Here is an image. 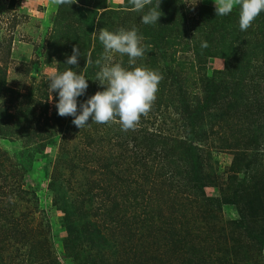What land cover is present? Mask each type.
<instances>
[{
    "label": "rangeland",
    "instance_id": "1",
    "mask_svg": "<svg viewBox=\"0 0 264 264\" xmlns=\"http://www.w3.org/2000/svg\"><path fill=\"white\" fill-rule=\"evenodd\" d=\"M160 10L145 25L129 0H0V264H264V12L240 31L213 0ZM103 28L137 29L144 57L113 62L162 76L128 131L77 128L48 89L73 70L78 106L104 90Z\"/></svg>",
    "mask_w": 264,
    "mask_h": 264
},
{
    "label": "clouds",
    "instance_id": "2",
    "mask_svg": "<svg viewBox=\"0 0 264 264\" xmlns=\"http://www.w3.org/2000/svg\"><path fill=\"white\" fill-rule=\"evenodd\" d=\"M59 5H72L76 0H54ZM216 17L230 15L234 9L239 13V29L247 31L254 20L264 12V0H213ZM161 0H129V5L137 12H143L141 22L145 25L159 24L162 16ZM147 9V11H145ZM99 41L104 53L96 61L101 65L96 78L103 91L79 102L78 98L85 96L89 87L85 75L66 70L53 74L48 81L50 92L57 93V114L61 117H73L72 123L79 129L89 125V119L97 124H105L119 120L123 131L134 129L141 117L147 115L156 99L159 82L162 76L147 67H132L131 70L114 63L112 53L129 57V65L134 66L137 58L144 57L147 45L144 38L135 28H120L115 31L102 29L99 31ZM202 47H207L203 42ZM81 56L79 48L73 47L72 55L66 60L67 65L78 66Z\"/></svg>",
    "mask_w": 264,
    "mask_h": 264
}]
</instances>
